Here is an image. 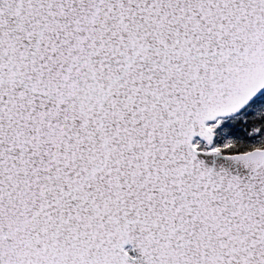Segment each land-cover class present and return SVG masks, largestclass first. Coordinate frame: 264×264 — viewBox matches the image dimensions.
<instances>
[{"label":"snow or ice","instance_id":"1","mask_svg":"<svg viewBox=\"0 0 264 264\" xmlns=\"http://www.w3.org/2000/svg\"><path fill=\"white\" fill-rule=\"evenodd\" d=\"M0 264H264V0H0Z\"/></svg>","mask_w":264,"mask_h":264}]
</instances>
